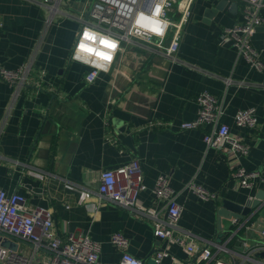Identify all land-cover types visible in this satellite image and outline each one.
Returning a JSON list of instances; mask_svg holds the SVG:
<instances>
[{
	"label": "crops",
	"instance_id": "crops-1",
	"mask_svg": "<svg viewBox=\"0 0 264 264\" xmlns=\"http://www.w3.org/2000/svg\"><path fill=\"white\" fill-rule=\"evenodd\" d=\"M42 1L0 0V67H28L20 86L0 77V190L51 210L61 237L89 234L101 243L103 262L119 259L110 236L120 233L128 252L144 264H154L161 249L169 255L159 264H264L260 210L219 221L216 213L217 203L255 199L264 182L239 187L232 176L235 158L205 148L208 126L178 127L195 119L197 96L210 93L224 108L221 121L232 135L251 145L235 162L264 177V71L252 70L237 48L223 41L224 29L240 22L244 1L193 0L176 61L128 46L89 85L84 83L88 67L70 56L79 30L74 16L91 0H61L50 22ZM260 14L264 18V7ZM251 42L264 60V23ZM249 108L257 126L237 128L234 113ZM132 158H138L146 186L142 205L164 216L152 188L159 176H167L182 207L176 233L198 248L209 247V263L155 239L149 220L112 205L96 207L100 173ZM191 181L216 199L204 201L184 190ZM84 192L90 193L85 202Z\"/></svg>",
	"mask_w": 264,
	"mask_h": 264
},
{
	"label": "built area",
	"instance_id": "built-area-1",
	"mask_svg": "<svg viewBox=\"0 0 264 264\" xmlns=\"http://www.w3.org/2000/svg\"><path fill=\"white\" fill-rule=\"evenodd\" d=\"M243 1L241 20L238 24L224 29L223 41L237 48L252 70L264 71L262 51L256 49L251 42L257 28L264 23L260 14L264 0ZM60 2L61 0L41 2L48 10V22L53 15L60 12ZM192 2L193 0H92L74 16L79 22V30L70 60L88 67L84 76L86 85L94 83L100 72L107 70L115 56L128 46L176 61L184 25L191 15ZM157 7L160 8L159 14H156ZM141 15L159 22L164 29L163 35L154 33L151 27L137 24ZM86 28L117 43L110 63L86 55L74 59ZM98 64H104V67L100 68ZM27 69L26 65L15 71L0 67V77L10 86H20L26 79ZM229 81L230 79L226 80ZM196 102L198 110L195 119L180 123L179 129L196 130L208 126L210 129L203 134L205 148L222 151L230 159L235 158L232 160V176L238 186L251 188L256 181L264 182V177L235 162L240 156L249 154L251 145L234 137L229 126L221 121L224 108L219 101L210 93L201 92ZM233 122L237 128L254 129L257 126L255 110H237L233 115ZM155 125L166 126L165 123ZM145 190L140 162L138 158H132L125 164L100 173L94 193L97 198L96 207L112 205L126 210L139 220H149L155 239L168 245L181 246L197 262L209 263L213 259L209 247L198 248L192 239L176 233L182 207L177 202L178 193L169 185L168 177L159 176L152 188L157 202L163 204V217L159 210L142 205L140 195ZM184 190L204 201L216 199V194L193 181L186 183ZM89 198L90 193L84 192L83 202ZM261 235L264 236V229L261 230ZM5 240L17 244L16 250L4 247L2 243ZM110 243L119 252V259L115 262H103L100 259L101 243L89 234L68 233L61 237L56 230L51 210L29 206L23 196L0 190V264H141L139 259L128 252L129 242L122 234L113 233ZM22 245L28 248L22 249ZM168 255L165 249L157 251L154 264H159ZM213 264L229 263L215 260Z\"/></svg>",
	"mask_w": 264,
	"mask_h": 264
},
{
	"label": "clouds",
	"instance_id": "clouds-1",
	"mask_svg": "<svg viewBox=\"0 0 264 264\" xmlns=\"http://www.w3.org/2000/svg\"><path fill=\"white\" fill-rule=\"evenodd\" d=\"M160 8H156V14H159ZM137 24H142L145 27H151V30L157 35L162 36L164 29L160 27V23L154 20H150L147 17L141 15L137 20ZM98 41V43H97ZM117 48V43L108 38L101 36L100 34L85 29L82 34L77 48L74 59H80L81 55L89 57H95L98 61L111 62L113 59L114 52ZM100 68L104 67V64L97 65Z\"/></svg>",
	"mask_w": 264,
	"mask_h": 264
},
{
	"label": "water",
	"instance_id": "water-1",
	"mask_svg": "<svg viewBox=\"0 0 264 264\" xmlns=\"http://www.w3.org/2000/svg\"><path fill=\"white\" fill-rule=\"evenodd\" d=\"M217 207L216 213L218 221L221 218L241 219L243 216L248 215L252 209L260 210V216L264 217V192L258 193L255 199L248 200L244 205H239L231 201H223L219 204L217 203ZM2 245L12 250H16L17 248V244L9 240H5ZM153 253H155V250ZM141 264H144V261H141Z\"/></svg>",
	"mask_w": 264,
	"mask_h": 264
},
{
	"label": "rangeland",
	"instance_id": "rangeland-1",
	"mask_svg": "<svg viewBox=\"0 0 264 264\" xmlns=\"http://www.w3.org/2000/svg\"><path fill=\"white\" fill-rule=\"evenodd\" d=\"M92 1V0H91Z\"/></svg>",
	"mask_w": 264,
	"mask_h": 264
}]
</instances>
